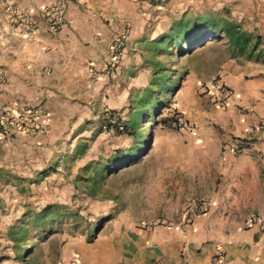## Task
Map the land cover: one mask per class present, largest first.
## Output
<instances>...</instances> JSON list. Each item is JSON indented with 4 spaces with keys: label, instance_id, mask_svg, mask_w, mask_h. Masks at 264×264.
<instances>
[{
    "label": "crops",
    "instance_id": "obj_1",
    "mask_svg": "<svg viewBox=\"0 0 264 264\" xmlns=\"http://www.w3.org/2000/svg\"><path fill=\"white\" fill-rule=\"evenodd\" d=\"M14 7L36 25L35 42L12 23ZM50 7L62 19L57 33L47 26ZM189 13L224 14L264 47V0H0V110L38 100L46 111L44 131L0 135V264H264V228L247 225L251 213L264 217V58L228 52L225 39L221 57L199 53L188 73L230 87L226 104L208 94L193 100L180 89L174 109L193 118L196 131L173 129L155 164L96 207L97 228L83 215L79 234H54L58 225H72L75 177L95 157L106 109L119 111L149 87L162 25ZM125 28L119 64L94 78ZM198 199L208 209L184 228L183 211ZM42 211L51 213L50 227L32 231L41 242L22 255L12 233ZM156 219L167 225L142 226Z\"/></svg>",
    "mask_w": 264,
    "mask_h": 264
},
{
    "label": "rangeland",
    "instance_id": "obj_2",
    "mask_svg": "<svg viewBox=\"0 0 264 264\" xmlns=\"http://www.w3.org/2000/svg\"><path fill=\"white\" fill-rule=\"evenodd\" d=\"M189 16L194 19L199 17V15L196 16L190 13ZM175 17L177 16H173L170 20L166 19L167 21L162 25L161 30L165 31L163 34L164 37L162 38L168 36L172 31L174 23L179 21L174 19ZM214 41L217 42L218 40H212L210 42ZM223 41L224 40H219L220 43L217 44V47H209L207 49L197 48L192 53H189L190 46L184 44L183 47L185 52H181L178 56H176L177 52L175 50L173 54H169L165 51H158L159 49L155 50V60L163 63V67L170 71V78L174 80L180 77V79L178 87L173 92V95L168 97L166 104L161 108V115L158 117L145 115L138 124L137 132L144 133L145 130H147V133H145L144 149L140 157L134 162L107 167L108 161L117 157L118 152L130 151L137 140L136 137L124 128V123L134 114L133 108L136 100L139 98V96L135 97L134 94L122 109L113 112L111 118H106V129L101 136H98V143L94 145L93 154L95 157H93L91 162L86 163L84 167H80L78 169V175L75 177L74 184L79 186V189H76L77 192H75L70 200V207L76 212L74 217L69 219L72 225L66 221V224L58 225L59 228L56 230L58 233L54 234H59L60 236L65 233L79 234V232L84 229L83 215L87 216L85 222L89 226L92 225L97 228L98 221L97 217L94 216L95 211L98 210L96 207L106 199H113L116 195L120 196L123 190H126L125 186L130 184L134 175L136 176L139 173L145 172L155 164V158L160 150H162L164 142L174 134L173 126L171 125L174 115L180 113L186 117L183 112L177 111L178 108L175 107L174 109L177 97L180 96V89H182L181 92L188 94L193 100L197 99L198 96L206 95L203 91L204 86H208L209 91L213 92L211 84L190 79L188 68L192 69V66L196 65V62H198L201 56L198 55L199 53L202 55L209 53L214 56L217 55L218 58L221 57L222 53L226 51V48L223 47ZM212 68H214V66H212ZM151 82L152 77H150L149 86ZM165 118L170 119V123L166 126L159 122L161 119ZM186 118L189 119V117ZM189 121L194 122L195 120L190 118ZM85 156L79 159L78 164L86 160ZM95 158H97V160H94ZM71 166H74V164H71ZM74 172H76V169ZM82 189L86 191L82 192ZM48 227L50 226L46 225L43 229L47 230ZM48 232L52 233L51 231ZM35 237H37L35 233H30L25 238V241L19 244L20 247L24 246V248L20 250L22 255L33 250L35 244L41 242V240L37 239L38 237ZM12 252L13 254H17V252L13 250Z\"/></svg>",
    "mask_w": 264,
    "mask_h": 264
},
{
    "label": "trees",
    "instance_id": "obj_3",
    "mask_svg": "<svg viewBox=\"0 0 264 264\" xmlns=\"http://www.w3.org/2000/svg\"><path fill=\"white\" fill-rule=\"evenodd\" d=\"M221 39L227 41V51H232L239 57H244L248 60L261 56L264 58V47H262L263 40L261 37L244 31L224 14L209 13L195 19L187 16L185 19L175 22L171 33L159 41L157 48L159 49L158 51H165L169 54H173L175 50L177 52L176 56H178L181 52H185L184 44L190 46L189 53H192L212 40ZM169 72L163 67V63L154 62L152 82L136 100L133 108L134 114L124 123L125 130L129 131L137 140L130 151L118 152L117 157L107 162V167L134 162L140 157L144 149L147 130L144 133L137 132L138 124L145 115L160 116L161 108L178 87L180 77L173 80L170 78ZM159 122L166 126L170 123V119H161ZM50 215L49 211H42L31 215L27 220L22 219L18 229L12 233L15 245L19 246L21 242L25 241L28 233L35 229L42 230L45 228L46 220H49ZM21 249L19 248V251Z\"/></svg>",
    "mask_w": 264,
    "mask_h": 264
},
{
    "label": "built area",
    "instance_id": "obj_4",
    "mask_svg": "<svg viewBox=\"0 0 264 264\" xmlns=\"http://www.w3.org/2000/svg\"><path fill=\"white\" fill-rule=\"evenodd\" d=\"M12 23L16 26H20L22 31V36L27 42H35L38 38V30L34 22L30 19V16L24 11L12 8ZM46 16L48 18L47 26L50 32L57 33L60 31L62 26V19L58 15V9L56 7H50L46 9ZM128 36L127 28L123 29L119 35L111 42L110 45V54L111 59L108 67L102 72H97L94 74V78L97 77H108L110 76L125 51V40ZM50 71H46V74H49ZM3 75L0 74V84L2 83ZM213 92H210L208 86L203 87V91L208 94L212 100L217 105L226 104L227 100L232 95V90L225 84H222L218 81H214L211 85ZM37 99V97L35 98ZM38 104L26 107L21 110H0V135L4 137H10L14 133H25V134H34L36 132H41L45 130V117L46 111L42 104L36 100ZM106 117L111 118L113 112L106 109ZM173 129L179 133L192 134L196 131V124L192 121H189L184 115L176 113L172 122ZM239 150H237V153ZM208 209V202L202 199L194 200L191 206H188L183 211V224L185 228L191 223V219L197 214H203ZM258 223L264 228V217L261 215L251 213L247 219V225ZM159 225H167L164 220H151L142 222L144 228H151Z\"/></svg>",
    "mask_w": 264,
    "mask_h": 264
}]
</instances>
